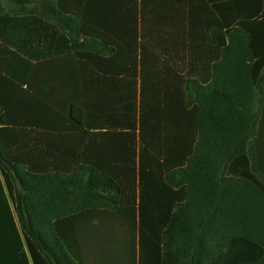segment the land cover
<instances>
[{
	"label": "trees",
	"instance_id": "trees-1",
	"mask_svg": "<svg viewBox=\"0 0 264 264\" xmlns=\"http://www.w3.org/2000/svg\"><path fill=\"white\" fill-rule=\"evenodd\" d=\"M8 1L19 11L0 14V264H264V0H206V81L187 82L199 90L173 137L142 92L124 166L78 160L87 175L68 176L54 75L71 54L79 69L120 51L86 31L75 2ZM69 112L86 125L80 105Z\"/></svg>",
	"mask_w": 264,
	"mask_h": 264
},
{
	"label": "crops",
	"instance_id": "crops-1",
	"mask_svg": "<svg viewBox=\"0 0 264 264\" xmlns=\"http://www.w3.org/2000/svg\"><path fill=\"white\" fill-rule=\"evenodd\" d=\"M92 1L66 4H78V13L85 7L86 31L107 33V48L116 46L120 53L111 56L109 51L100 66L91 59L79 61V69L71 54L64 71L54 75L53 90L60 92L55 103L61 106L56 104L54 111L63 125L54 144L60 147L59 169L66 176L84 173L73 163L78 160L84 166L99 161L124 166L126 132L141 129L142 92H151L155 123L173 137L183 120L178 115L184 94L199 90L198 85L189 90L187 82L206 81V0H101L102 8ZM64 10L72 14L73 9ZM75 103L85 112L84 126L70 120V104Z\"/></svg>",
	"mask_w": 264,
	"mask_h": 264
},
{
	"label": "rangeland",
	"instance_id": "rangeland-1",
	"mask_svg": "<svg viewBox=\"0 0 264 264\" xmlns=\"http://www.w3.org/2000/svg\"><path fill=\"white\" fill-rule=\"evenodd\" d=\"M19 11V8L9 2L8 0H0V14L1 13H10L14 14Z\"/></svg>",
	"mask_w": 264,
	"mask_h": 264
}]
</instances>
